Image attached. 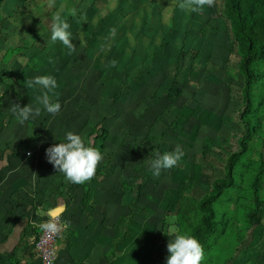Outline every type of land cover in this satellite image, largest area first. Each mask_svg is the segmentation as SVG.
<instances>
[{
	"label": "rangeland",
	"instance_id": "374dc122",
	"mask_svg": "<svg viewBox=\"0 0 264 264\" xmlns=\"http://www.w3.org/2000/svg\"><path fill=\"white\" fill-rule=\"evenodd\" d=\"M183 2L5 0L0 8V128L8 123L4 115L14 114L18 129L40 133L46 143L59 131L81 130L85 143L97 133L95 147L104 154L91 187L104 215L95 217L119 228L116 264H166L168 240L186 216L181 208L192 209L210 180L223 177L226 156L237 151L242 134L235 114L246 59L223 16L225 2L196 12L181 8ZM57 11L70 25V54L50 39ZM258 71L261 83L251 99L263 100L257 114L264 132V64ZM43 75L57 81L49 93L61 105L56 115L37 101L46 90L25 84ZM13 103L41 112L21 124ZM178 145L184 153L178 165L154 176L158 151ZM250 145L235 186L214 206L221 221L227 213L236 219L201 264H264V134ZM77 187L72 193L81 192ZM255 198L262 213L250 224Z\"/></svg>",
	"mask_w": 264,
	"mask_h": 264
},
{
	"label": "crops",
	"instance_id": "0c3cea01",
	"mask_svg": "<svg viewBox=\"0 0 264 264\" xmlns=\"http://www.w3.org/2000/svg\"><path fill=\"white\" fill-rule=\"evenodd\" d=\"M4 116L8 123L0 128V264H40L34 240L56 212L68 222V230L58 243L55 264H116L119 235L115 241L114 231H120L95 217L103 214L97 211L102 203L91 187L95 177L87 185L74 184L47 161L46 148L66 143V135L59 131L46 143L40 133L18 129L14 114ZM95 140L91 134L87 142L92 145ZM77 186L81 192L72 193ZM83 186L90 190L86 205ZM104 229L111 233L106 235Z\"/></svg>",
	"mask_w": 264,
	"mask_h": 264
},
{
	"label": "trees",
	"instance_id": "16d2710c",
	"mask_svg": "<svg viewBox=\"0 0 264 264\" xmlns=\"http://www.w3.org/2000/svg\"><path fill=\"white\" fill-rule=\"evenodd\" d=\"M4 2L5 0H0V8ZM224 2L223 16L231 26L233 39L239 52L246 59L240 71L243 80L239 93L241 108L235 114L242 134L237 136L235 142L237 151H231L226 156L223 165V177L210 180L208 191L195 202L192 209L186 211L182 207L180 210V213L186 216L185 218L182 217L178 223L181 226L178 234H190L197 238L204 252L212 248L216 244L215 241L225 233L226 223L236 219L235 215L232 216L231 213H227L225 215L226 220L221 221L218 219L214 206L226 190L235 186V174L240 168L241 156L249 152L251 141L261 139V134H264L262 131L263 120L257 114V108L263 105V100L255 102L251 99L254 89L257 88L262 79L258 66L264 64V0H224ZM177 92L175 90V93ZM168 96L172 97V91H168ZM101 132L102 134L105 133L104 130ZM97 137L99 136L96 133L95 139ZM91 146H95V143ZM158 152L162 154V151L159 150ZM83 187L85 190L82 204L86 205L90 200V190L87 186ZM66 195L68 196V194ZM257 199L255 198V208L248 215L250 224H253V219L261 218L259 216L262 209L260 206L257 207L260 205Z\"/></svg>",
	"mask_w": 264,
	"mask_h": 264
},
{
	"label": "clouds",
	"instance_id": "9594fccd",
	"mask_svg": "<svg viewBox=\"0 0 264 264\" xmlns=\"http://www.w3.org/2000/svg\"><path fill=\"white\" fill-rule=\"evenodd\" d=\"M53 3L54 0H50V4ZM214 3L215 0H184L180 7L196 12L201 10L204 5L212 6ZM72 14H75L74 10ZM69 27L70 25L62 18L60 11L53 14L50 39L53 42L60 41L70 54L75 50V45L72 43ZM110 63L114 65L115 61ZM25 84L28 88L40 86L46 90L37 97V101L49 114H58L61 105L59 102H52L49 96V93L57 87L54 77L50 75L36 76L25 81ZM11 110L18 114L21 124L38 116L41 112L40 107L34 109L29 104L21 107L19 103H13ZM65 139L66 143H56L45 150L47 161L53 165L56 171L63 173L69 182L83 184L95 175L97 166L103 159L102 154L96 147L86 145L79 134L68 132ZM183 155L179 145L171 152L157 153L156 158L151 161L152 174L158 177L162 170L176 167ZM41 227L51 232L57 231V226L53 223L42 224ZM167 252L166 264H201L204 259L202 245L197 238L190 234H176L172 241L168 240Z\"/></svg>",
	"mask_w": 264,
	"mask_h": 264
},
{
	"label": "built area",
	"instance_id": "2783aa9c",
	"mask_svg": "<svg viewBox=\"0 0 264 264\" xmlns=\"http://www.w3.org/2000/svg\"><path fill=\"white\" fill-rule=\"evenodd\" d=\"M46 223L55 224L57 231L51 232L42 228L41 233L34 240V249L38 254L40 264H55L58 243L68 230V222L60 215H56Z\"/></svg>",
	"mask_w": 264,
	"mask_h": 264
},
{
	"label": "water",
	"instance_id": "95a60500",
	"mask_svg": "<svg viewBox=\"0 0 264 264\" xmlns=\"http://www.w3.org/2000/svg\"><path fill=\"white\" fill-rule=\"evenodd\" d=\"M56 215H58V212H56L55 214H51L52 217H54V216H56Z\"/></svg>",
	"mask_w": 264,
	"mask_h": 264
}]
</instances>
